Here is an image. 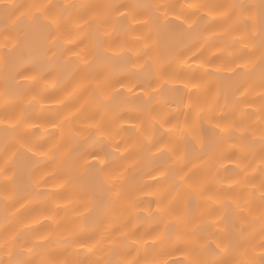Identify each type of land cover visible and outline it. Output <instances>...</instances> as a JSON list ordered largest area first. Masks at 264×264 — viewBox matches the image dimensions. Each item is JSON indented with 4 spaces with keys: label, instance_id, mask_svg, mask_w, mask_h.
I'll return each mask as SVG.
<instances>
[{
    "label": "snow or ice",
    "instance_id": "1",
    "mask_svg": "<svg viewBox=\"0 0 264 264\" xmlns=\"http://www.w3.org/2000/svg\"><path fill=\"white\" fill-rule=\"evenodd\" d=\"M0 264H264V0H0Z\"/></svg>",
    "mask_w": 264,
    "mask_h": 264
},
{
    "label": "bare ground",
    "instance_id": "2",
    "mask_svg": "<svg viewBox=\"0 0 264 264\" xmlns=\"http://www.w3.org/2000/svg\"><path fill=\"white\" fill-rule=\"evenodd\" d=\"M178 2H191V0H178Z\"/></svg>",
    "mask_w": 264,
    "mask_h": 264
}]
</instances>
